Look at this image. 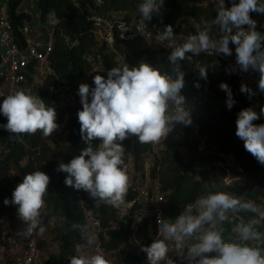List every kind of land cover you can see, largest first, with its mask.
Masks as SVG:
<instances>
[{
	"label": "clouds",
	"instance_id": "obj_1",
	"mask_svg": "<svg viewBox=\"0 0 264 264\" xmlns=\"http://www.w3.org/2000/svg\"><path fill=\"white\" fill-rule=\"evenodd\" d=\"M164 0H142L138 11L143 20L150 21L160 13ZM214 18L201 20L195 25V34L181 42L175 40L171 25L157 31L156 40L167 42L170 49L169 63L176 73L173 78L167 72L143 60L136 66L127 63L112 67L104 75L93 78L94 87L81 83L78 89L82 110L77 112L80 135L87 147L69 163L58 162L57 172L67 173L65 185L87 192L94 200V207L102 204L120 209L126 207L130 177L124 167L122 142L136 136L140 144L157 145L164 141L176 124L190 126L191 110L181 95L184 72L180 61L193 62L202 53L210 56H231L230 43L235 45L236 66L240 71L259 74L258 89L264 92V34L256 30V21L250 13L264 14L262 0H239L230 8L219 0ZM247 25V29H245ZM217 30L219 36H214ZM151 35V33H149ZM190 54V55H189ZM199 79L207 80L209 65L195 63ZM236 67L230 71L234 72ZM197 88L199 83L195 84ZM227 94L226 106L230 110L235 100L227 83H221ZM240 91L249 98L256 93L241 84ZM89 97L91 99L89 100ZM0 113L7 118L0 125L18 142L26 135L38 131L52 136L59 127L53 106L45 103L39 95L17 90L7 95L0 105ZM264 115V106L258 114L253 108L242 109L237 114L236 136L243 140L244 148L256 160L264 164V124L253 122ZM99 140L98 145H93ZM50 176L36 170L24 175L12 194V200L4 204L18 205V216L26 227L18 234L43 237L47 227L43 220ZM232 214L231 216L229 214ZM241 213H254L256 218L234 222ZM264 221V210L254 201L245 200L232 193L207 190L194 202L184 206L175 218L157 217L158 238L149 246L141 248L147 255L148 264H162L169 259V251L184 257L188 264H264V232L258 225ZM233 223V239H225L223 224ZM88 247L96 243V235L87 226L73 224ZM70 264H111L99 251L90 256L73 255Z\"/></svg>",
	"mask_w": 264,
	"mask_h": 264
},
{
	"label": "trees",
	"instance_id": "obj_2",
	"mask_svg": "<svg viewBox=\"0 0 264 264\" xmlns=\"http://www.w3.org/2000/svg\"><path fill=\"white\" fill-rule=\"evenodd\" d=\"M22 1L11 0L9 3L10 17L16 30L26 18H30L29 14L17 10ZM86 1L87 4L79 5L74 0H39L42 22H45L49 12L54 11L61 23L56 30L51 56L54 73L48 74L43 84L33 90V94L39 95L56 111L59 109L61 91H75L83 77L93 71L97 62H101L106 73L112 67H119L115 53L107 51L106 45L99 43L88 16L93 13L111 15L113 12H124L127 18L133 14L136 18L143 19L138 11L142 0H101V3L96 0ZM224 1L227 8L233 2H239ZM219 6V0H164L160 13L146 22L171 25L174 30L183 31L186 35L195 34V25L201 20L214 18ZM251 18L256 21V30L264 34V15ZM244 27L247 29L248 26ZM213 35L219 36V32L214 30ZM23 43L21 40V44ZM126 44L139 62L143 60L173 78L176 77V73L172 71L173 66L168 61V47L157 45V48H152L150 42L142 36H135L126 41ZM229 46L232 49L229 57L236 59L235 45L230 43ZM188 62H179L184 72L181 95L185 97L188 108L198 115L199 132L206 137V148L211 152L201 157L194 156L187 163L180 144L168 143L161 149L152 168V177L158 178L162 192L169 199L168 206L163 210L165 218L175 219L185 205L194 202L209 189L229 192L264 206V164L245 150L243 140L235 134L239 111L251 107L259 114L260 108L264 106V94L241 81L236 71H230L232 67L220 56L202 53L193 57L194 63L209 65L206 81L199 79V74L188 69ZM197 82L199 88L195 86ZM221 83H227L231 88L235 104L230 110L226 106L227 94L219 87ZM241 84L247 85L256 94L249 98L240 91ZM72 110L74 112L68 123L70 134L66 139L60 138L55 131L52 136L47 137L38 131L34 135L24 136L22 142H18L16 137H11L12 133L0 127V219L7 217L15 229L25 225L18 216L19 206L12 203L5 205L4 200H12L13 191L22 183L24 175L40 170L50 176L49 193L45 197L46 206L43 210V220L47 227L44 237L55 240L59 247L57 252L48 253L46 264H70V258L76 255V246L86 243L80 232L73 230L71 226H86L87 213L101 222L100 244L106 250H116L113 264H142L146 253L139 256L128 250L130 229L118 219L115 210L103 204L95 208V202L87 192L65 185L67 173L56 171L58 162L69 163L87 147L81 138L77 117L82 106ZM253 123L264 124V115H260ZM6 124L7 118L0 113V125ZM92 143L98 145L100 141L94 140ZM122 144L125 148V164L131 156L136 169L141 167L139 161L143 155L153 148L150 144H140L136 136H130ZM226 154H233L236 158L235 165L231 166V175L246 177L252 185L237 183L230 186L218 177L214 162L222 160ZM255 217L254 213H241L234 222L241 218L247 222ZM115 223H119V228L111 229ZM222 226L225 239H233V223L225 222ZM3 228L0 224V235ZM258 230L264 232L262 225H258ZM41 242L45 244V240Z\"/></svg>",
	"mask_w": 264,
	"mask_h": 264
},
{
	"label": "built area",
	"instance_id": "obj_3",
	"mask_svg": "<svg viewBox=\"0 0 264 264\" xmlns=\"http://www.w3.org/2000/svg\"><path fill=\"white\" fill-rule=\"evenodd\" d=\"M10 1L0 0L1 105L7 95L17 90H25L33 93L35 88L43 84L48 74L54 73L51 56L55 46L56 30L60 28L61 23V19L54 11L49 12L45 22H42L39 0H23L17 10L29 14L30 18H26L18 27V30H16L9 13ZM74 1L79 5L82 3L87 4L86 0ZM96 1L98 3L102 2L101 0ZM224 7L227 8L225 1ZM121 13L123 12H113L111 15L93 13L88 16L92 22V31L99 43L105 44L107 51L115 53V58L119 61V66H122L125 61L119 52V47H125L132 55L126 41L133 39L135 36H142L150 43L156 42L159 46L167 47V42L162 43L155 39L157 31H162L165 26L159 23H147L141 18H136L133 14H130V17L127 18L126 15L121 16ZM258 15L261 14L256 12L250 14V16L254 17ZM173 31L175 34L174 38L177 42H181L189 36L183 31H176L174 29ZM21 40L24 42L23 44H21ZM215 56H220L232 68L236 67L235 71L241 81L258 91L259 77H257V72L252 70L248 72L240 71L236 66V59L224 56L223 54ZM187 67L190 71L199 74L194 62H188ZM95 75L97 74L92 71L88 76L83 77L79 85L81 83H87L90 89L93 88V78ZM100 75H104L106 78L107 73L105 68ZM78 89L79 86L75 91L62 90L60 93L58 102L59 109L56 111V123L59 127L55 131L60 138L66 139L70 134L68 123L71 117L67 108L77 110L82 106ZM90 99L91 97H89ZM191 119L190 129L194 141L192 143L193 153L195 157H201L211 151L206 148V137L199 132L198 115L192 111ZM152 151L158 152L154 146ZM149 152L145 153L139 161L141 165L139 169L135 168L134 160L129 156V162L124 165L127 174L130 175L126 207L117 209L111 206L115 210L118 219L130 229L128 250L139 256L144 253L141 250L142 247L149 246L153 240L158 238L157 217L162 215L165 218L163 210L169 204V199L162 192L158 178L154 179L152 177V168L154 165L149 167L143 162ZM157 157H159L158 153ZM222 161L227 166L225 169L231 175L229 168L231 169V166L235 165V156L233 154H226L222 160L214 162V166L221 164ZM131 168H133L132 173H128ZM215 173L225 184L230 186L235 185L231 184V182L235 181L237 177L222 176L217 171ZM0 224L4 227L0 235V240L2 241L0 243L2 249L0 251V258L5 261V264H46L47 256L44 258L41 256L42 251L39 246L40 236L33 234L30 237H25L18 234L24 230L26 225L15 229L10 225L5 216L0 219ZM86 226L95 233L96 243L92 247H88L86 243L78 244L75 249L76 255L90 256L94 252L99 251L113 264L116 250H106L100 244L99 233L102 230V226L99 219L87 213ZM118 228L119 223L111 226V229ZM104 237L108 239L107 235ZM168 257L174 264H188V261L175 251H169ZM142 264H148L147 255L144 257ZM162 264H170V262L166 260Z\"/></svg>",
	"mask_w": 264,
	"mask_h": 264
},
{
	"label": "rangeland",
	"instance_id": "obj_4",
	"mask_svg": "<svg viewBox=\"0 0 264 264\" xmlns=\"http://www.w3.org/2000/svg\"><path fill=\"white\" fill-rule=\"evenodd\" d=\"M123 15H125L124 12L121 13V16H123ZM189 20L192 21V19H190V18H189ZM150 45L152 48H157V45H159V44H157L156 42H152V43H150ZM119 52L122 54L123 58L125 59L123 64L127 63L129 66H136L137 64H139L141 62V61L139 62L138 60H136L129 53L128 49H126L125 47H119ZM234 57L236 58V54L234 55ZM103 69H104V67L99 61L94 65L93 73L100 74V73H102ZM258 91H259V89H258ZM260 93L264 94V92H260ZM67 111H69V114L71 117L74 110H72V108H67ZM193 142L194 141L192 139L190 126L186 127L182 124H176L175 127L173 128V130L167 136V138L164 141H162L160 144H157L154 146L155 150H157L158 152H156V151L154 152L151 150L146 155L143 162H144V164H147L149 167H152L155 163L156 158H157V153L159 154L161 149L164 148L166 146V144L178 143L181 146V152L184 156V160L187 163H189L190 160L194 157L193 148H192ZM225 167H227V166L222 161L221 164L215 166L214 169H215V171H217V173H219L222 176L231 177L232 175H229V172H228V170L225 169ZM132 170H133V168H131V170L128 173H130V172L132 173ZM229 171H231L230 168H229ZM129 177H130V175H129ZM237 183L252 185V183L246 177H237V179L235 181L231 182V184H237ZM255 204L258 207H260L261 210H264V206L261 203L255 202ZM260 225H262L263 231H264V221H262L260 223ZM43 240H45V244H42L41 241H43ZM0 243H2L1 240H0ZM257 243H264V241L257 242ZM39 246H40V249L42 251L41 252L42 258H44L45 256H48V253H50V252H57L59 250L58 244L56 243L55 240H52L51 238H45L44 236L41 237L40 242H39ZM0 251H2L1 246H0ZM0 260H1L0 264H5L4 260H2L1 258H0Z\"/></svg>",
	"mask_w": 264,
	"mask_h": 264
}]
</instances>
